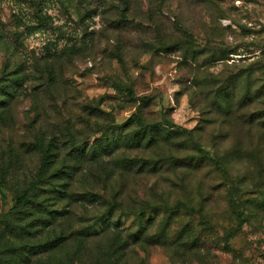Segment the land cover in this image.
Listing matches in <instances>:
<instances>
[{
  "label": "rangeland",
  "instance_id": "374dc122",
  "mask_svg": "<svg viewBox=\"0 0 264 264\" xmlns=\"http://www.w3.org/2000/svg\"><path fill=\"white\" fill-rule=\"evenodd\" d=\"M0 88V264H264V0H0Z\"/></svg>",
  "mask_w": 264,
  "mask_h": 264
},
{
  "label": "trees",
  "instance_id": "16d2710c",
  "mask_svg": "<svg viewBox=\"0 0 264 264\" xmlns=\"http://www.w3.org/2000/svg\"><path fill=\"white\" fill-rule=\"evenodd\" d=\"M0 90H1V88H0ZM7 100L8 99H6L5 102H7ZM134 117H135L136 121L139 124L143 125V123L141 122L140 118H138L136 116H134ZM170 125L171 126H169V127L170 128L172 127L174 132H187V133H190V131H187L185 128H183V127H181L179 125H176V124H170ZM147 127L155 128L156 126L155 125H151V126H147ZM49 156H50V154H49L48 150H44L42 152V161H41V165H40L41 172L38 174V176H37V178L35 180L36 182L34 184H29L28 188H26V189L34 188L36 184L43 183L42 171H45L48 168V165L50 164ZM28 202H29V196H28L27 192L24 191V192H22L21 194H19L15 198V202L13 204L12 209L13 208H19V207L25 205ZM45 228L47 229V232H52L53 233L54 230H55V227H53V223H47L46 221H42L41 224H40L39 231L42 232V233H45ZM135 233H137V232H135ZM229 235L227 236V239H228ZM58 239H59L60 242L66 241V238L63 235V231H62V236H60ZM28 247H29V245H28ZM30 248H31V250L33 249L31 245H30Z\"/></svg>",
  "mask_w": 264,
  "mask_h": 264
}]
</instances>
